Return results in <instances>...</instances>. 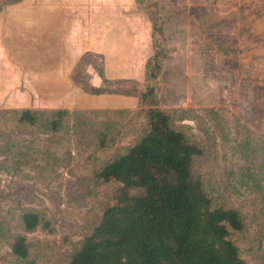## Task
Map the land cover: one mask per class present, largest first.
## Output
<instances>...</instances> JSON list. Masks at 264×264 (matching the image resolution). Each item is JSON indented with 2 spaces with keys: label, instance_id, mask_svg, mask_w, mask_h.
I'll use <instances>...</instances> for the list:
<instances>
[{
  "label": "rangeland",
  "instance_id": "rangeland-1",
  "mask_svg": "<svg viewBox=\"0 0 264 264\" xmlns=\"http://www.w3.org/2000/svg\"><path fill=\"white\" fill-rule=\"evenodd\" d=\"M44 3L57 25L73 18V29L40 37L33 19ZM156 5L159 14L136 0H22L0 12V122L12 110L69 111L58 133L6 127L21 142L13 150L32 152L29 169L12 178L0 174V220L21 232L17 196L33 194L35 203L24 207L42 211L51 228L28 234L35 264H66L115 203L118 186L95 173L143 136L150 108L175 112L176 119L181 110L195 114L177 122L203 150L194 173L211 199L241 212L246 229L232 238L246 264H264V203L245 159L248 140L251 147L264 142V0ZM24 11L31 16L27 31ZM152 15L164 34L156 81L147 75L158 51ZM153 86L156 104L141 103L140 94ZM86 97L105 107L82 106ZM13 260L9 248H0V264Z\"/></svg>",
  "mask_w": 264,
  "mask_h": 264
},
{
  "label": "trees",
  "instance_id": "trees-1",
  "mask_svg": "<svg viewBox=\"0 0 264 264\" xmlns=\"http://www.w3.org/2000/svg\"><path fill=\"white\" fill-rule=\"evenodd\" d=\"M20 1L2 0L0 12L7 4ZM136 1L141 9L160 13L157 0ZM157 17L151 16L158 48L147 65L151 81H156L163 69L160 59L164 50L159 42L164 34L158 28ZM149 99L156 104L154 86L140 94L141 103ZM174 113L150 108L148 130L143 136L96 171V179L118 186L115 203L103 211L99 223L74 249L66 264H246L232 238L245 231V220L238 209L219 205L209 197L194 173V163L203 150L177 126L178 120H196L195 114L181 110V118L176 119ZM68 115V110L48 114L22 109L5 113L0 122V174L16 177L30 166L32 150H13L21 142L11 139L8 124L58 133ZM250 145L248 140V175L264 203V142ZM1 182L0 179V205L4 193ZM25 192L29 196H17L21 232L0 220V248L10 249L13 264H35L28 234L38 229L51 231L42 211L24 207V201L35 203L33 194Z\"/></svg>",
  "mask_w": 264,
  "mask_h": 264
},
{
  "label": "crops",
  "instance_id": "crops-1",
  "mask_svg": "<svg viewBox=\"0 0 264 264\" xmlns=\"http://www.w3.org/2000/svg\"><path fill=\"white\" fill-rule=\"evenodd\" d=\"M41 6L40 7H43V8H40L38 10V14H37V19H33L34 23L37 24L38 26V33L40 34V37L41 35L44 34V36L47 34V36L50 35V37H55V36H58L60 34L64 35L65 33H68L71 31L72 26H73V23L75 22V20H73V18H70L66 23H62L60 25H57V16L53 15V12L51 10H46V4L44 3L43 5L40 4ZM22 8H24V4L20 5ZM26 11H24V15L21 16V20L23 24V30L22 31H27L29 29V26L28 24L30 23V17L29 14H28V11L27 13L25 14ZM69 17V15H67L65 18L67 19ZM60 26V27H59ZM55 33V34H52ZM53 86H60L62 87L63 84L62 83H59V82H55L53 84H51ZM87 98V97H86ZM86 98H82L80 100L81 102V105H87L89 106L90 103H92L93 106L95 107H101V108H104L105 107V104L104 100H101L99 98H97L96 100H93L91 98H87L88 99V102L86 100Z\"/></svg>",
  "mask_w": 264,
  "mask_h": 264
}]
</instances>
